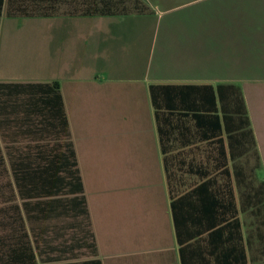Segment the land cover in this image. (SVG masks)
<instances>
[{
    "label": "crops",
    "instance_id": "obj_1",
    "mask_svg": "<svg viewBox=\"0 0 264 264\" xmlns=\"http://www.w3.org/2000/svg\"><path fill=\"white\" fill-rule=\"evenodd\" d=\"M189 4L169 10L167 54L149 79L139 51L128 53L136 65L115 64L113 25L83 35L81 18L94 17L3 13L0 264H258L256 217L242 211L238 187H229L233 199L215 195L227 191L222 184L200 188V177L225 174L229 142L194 137L190 121L167 127L174 137L163 153L150 85L237 84L253 56L239 7L210 20ZM140 17L151 16L109 18ZM261 43L256 64H264ZM71 144L84 191L66 196L77 198L72 204L50 202V176L74 170ZM75 186L65 181L58 190ZM236 209L243 228L222 227Z\"/></svg>",
    "mask_w": 264,
    "mask_h": 264
},
{
    "label": "trees",
    "instance_id": "obj_2",
    "mask_svg": "<svg viewBox=\"0 0 264 264\" xmlns=\"http://www.w3.org/2000/svg\"><path fill=\"white\" fill-rule=\"evenodd\" d=\"M257 1L260 8L264 10V0ZM3 13L11 18L130 17L156 14L143 0H0V18ZM55 87L59 88V85L55 83ZM150 92L155 119L163 142V153L166 154L164 140L174 137L173 134L166 131L167 127L174 129L176 126L185 125L190 121L195 126L194 137L219 138L221 141L226 139L229 142L231 159L224 162L225 174L220 177H200V188L222 184L226 186L227 191L223 194L216 191L215 195H218L219 198L221 195H225L233 199L236 197V192L233 189L229 191V187L233 185L238 187V194L242 199V211L244 213L251 211V214L256 217L258 264H264V179H260L258 174L262 159L257 150L256 136L243 88L235 83L217 85L151 84ZM70 148L74 158V170L70 176H50L51 191L48 196L50 202L72 204L77 198L66 196L84 191L72 144ZM238 157L245 159L239 161ZM231 169L235 171V176L231 175ZM65 181L79 186H75L76 189L73 190V188L70 192H61L58 190L59 186ZM196 190L193 194L201 192L198 191L199 188ZM211 195L213 196V194ZM82 200L85 201L84 197ZM176 204L178 202L173 201L175 216ZM224 209L231 210V205ZM238 215L239 211L236 209V215L232 216L234 220L227 222L222 227L234 225L243 228V223ZM176 220L177 225H180L178 216ZM220 222L225 223L226 220L223 219ZM213 224L210 223V225ZM218 232H212V234Z\"/></svg>",
    "mask_w": 264,
    "mask_h": 264
},
{
    "label": "rangeland",
    "instance_id": "obj_3",
    "mask_svg": "<svg viewBox=\"0 0 264 264\" xmlns=\"http://www.w3.org/2000/svg\"><path fill=\"white\" fill-rule=\"evenodd\" d=\"M143 1L155 11L156 16L128 19L122 23L118 19L109 17L81 18V25L83 35L89 32L88 28L92 31H98V27L113 25L115 28L113 35L111 36L108 33L107 36L114 42V52L117 54L114 59L115 64L118 66H124L128 63L136 65L134 56L132 57V54L129 56L128 53L139 51L140 59L138 64H140V73L141 67H143V72L147 79L153 77L155 66L160 58L167 54L165 48L168 42L169 10L172 6L189 2V6L186 7L189 12H202L205 14V18L210 20H213V15L223 8L239 7L238 9L242 11V26L250 27L249 41L251 43H249V46L253 48V56L250 59H244L248 64L242 67L239 77L245 80L237 84L241 85L245 91L250 116L260 141L263 159L258 174L260 179H264V64H256L257 59L254 57L257 49L261 46L260 41L264 43V10L260 8L259 2L257 0H200L197 3L195 0ZM105 30L103 29V31ZM242 43H244V39ZM132 72L133 70L131 69V74ZM122 73L123 71H114V75H121Z\"/></svg>",
    "mask_w": 264,
    "mask_h": 264
}]
</instances>
